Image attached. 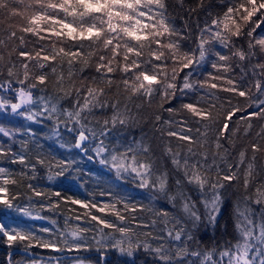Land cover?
Masks as SVG:
<instances>
[{
  "label": "snow or ice",
  "instance_id": "6c2138e0",
  "mask_svg": "<svg viewBox=\"0 0 264 264\" xmlns=\"http://www.w3.org/2000/svg\"><path fill=\"white\" fill-rule=\"evenodd\" d=\"M206 7L207 0H195L187 7L185 0H173L171 4L169 0H0V14L7 20L19 17L21 21L18 24L8 23L4 33H0V75L5 70L8 75V79L0 81V89L14 92L18 99V102H13L0 97V109L10 106L13 114L34 123L51 120L57 137L61 136L63 125L65 131L74 134V141L67 143L61 140V148L69 152L78 150L89 161L96 159L99 164L114 171L118 180L162 193L168 191L169 173L156 168L152 145L144 141L143 135L139 140L135 137L128 140L120 133L139 126L141 121L146 122L149 116L143 110L146 106L152 108L154 103L158 110L171 115L187 113L186 118L163 120V125L167 127L157 129L161 136L175 137L182 142L176 151H173L170 141L164 148V154L170 157L179 174L175 178L176 192L168 194L167 199L174 208L179 201L181 217L167 210L133 203L112 193H108L112 203L99 207L96 202L73 199L71 203L101 213L112 209L115 220L97 216L91 211L85 215L90 217V221L103 226L98 229L101 235L98 244L103 245L105 239L113 241L112 246L128 256L143 248L159 264H225V257L227 264H264V207L259 214H255L247 203L243 210L239 205L235 208V228L239 239L234 244L226 242V246L219 251V258H214L217 254L215 248L202 252L188 247L189 242L195 239L192 229L203 222L202 217L208 224L216 226L224 206L220 190L225 188V182L238 181L239 169L247 160L243 173V187L247 192L259 175L256 154L264 152V145L260 142L264 141V125H261L255 133L254 142H249L251 157H247L248 148L245 147L238 152L235 164L229 162L231 150L236 147V138L251 134L253 118L264 120V99L261 98L264 97V58L260 55L264 54V36L254 35L264 25V0H224L222 11L214 15L208 12L211 21L205 20L201 26L199 13ZM177 16L183 20V30L175 24ZM3 22L0 20V23ZM193 23L196 33L192 30ZM17 32L21 35L18 36ZM25 34L37 38L35 44L40 45L38 49L35 44L31 49L27 47L33 42L26 40ZM187 40H193L194 47L185 48L183 42ZM44 41L50 43H41ZM215 44L227 49V54L215 50L212 47ZM210 54L216 57L211 63L216 73H209L202 81L194 80V75ZM13 55L17 60H13ZM20 58L35 61L34 67L40 71L30 75L29 64ZM233 60L235 66L241 69L239 77L230 75ZM17 62L24 70L23 79L15 71ZM88 67L94 68V73L84 76L77 86L74 77L81 76ZM50 74L55 77V96L49 94L46 88ZM13 77L20 87H13ZM209 79L223 83H209ZM29 80L33 82L28 83ZM38 86L45 87L39 88L41 95L34 100L32 89ZM113 88L115 92L109 98ZM212 90L231 95L221 99L217 91ZM190 94H195L197 98L181 103L179 108H164L165 103L171 104L173 100L189 97ZM233 97L245 98L247 103L242 105L239 100L234 103ZM66 99H72L71 106L61 107L60 102ZM37 102L40 105L38 110L24 107ZM130 104L134 105L135 112ZM248 108L254 110L248 112ZM96 109L101 112L111 110V115L101 121L95 117ZM237 112L243 115L238 117L237 126L230 128L232 117ZM151 115L154 116V126L161 122L158 111ZM241 121L246 124L242 132ZM192 124L197 126L193 128ZM0 133L13 139L18 133L30 137L19 141L20 152H13L11 146L5 149L0 145V157L10 154L11 163L23 166L18 174L21 177L19 182L9 179L13 174L0 167V177H3L0 180V204L23 216L44 219L39 215L33 217L28 207L15 204L21 193L10 194L7 185L24 186V179H35L37 166L47 169L49 181L77 179L81 173L77 160L45 154L43 146L33 139L36 133L31 128L21 132V129L0 127ZM111 139H116V143H112ZM29 143L36 144L34 162L25 154ZM222 164L227 171L221 168ZM187 186H192V191L199 193L195 199L186 191ZM26 187L33 196L48 199L47 205L41 203V209L45 206L49 209L58 207V202L53 203L50 196L61 197L59 191H40L31 183ZM245 201L264 205V182L257 184L255 199L246 196ZM198 203L203 206V213ZM117 205H122V209H117ZM145 211L162 220L165 224V228L161 229L163 234L140 231L149 227L137 215ZM254 215H258V220L254 219ZM156 222L152 219L151 225L155 226ZM170 222L172 227H167ZM105 228L112 231L105 233ZM89 230L88 227H76L68 233L71 242L63 234L61 242L69 250H79L84 247L82 234ZM41 231L48 233L50 229L42 228ZM0 234L10 246L21 241L27 242L26 248L35 243L43 248L63 251L57 240H45L19 226L0 222ZM151 240L158 243L153 246Z\"/></svg>",
  "mask_w": 264,
  "mask_h": 264
},
{
  "label": "trees",
  "instance_id": "16d2710c",
  "mask_svg": "<svg viewBox=\"0 0 264 264\" xmlns=\"http://www.w3.org/2000/svg\"><path fill=\"white\" fill-rule=\"evenodd\" d=\"M173 0H169V4H171ZM223 2L224 0H207V7L199 13V21L201 26H203L204 21L208 20L211 21V16L208 15V12L214 14L221 12L223 9ZM195 3V0H185L186 7L188 5H192ZM170 11L172 9L170 8ZM175 15V13H173ZM182 15H186V13H182ZM259 15V14H258ZM195 19V18H194ZM255 19V17H254ZM0 20H3V23H0V33H4V30L8 23H20V18L16 17L12 20H7L4 18L3 14H0ZM175 24L178 28L183 30V20L180 19L179 16L176 17ZM193 33H196L195 24H192ZM17 35H21V33L17 32ZM26 40H30L33 43H29L27 47L31 49L36 41V37L31 36L30 34H25ZM256 36H264V25H261V28H258ZM195 36L193 37V40ZM193 40L184 41V47L188 48L190 46L194 47ZM18 44L19 41H16ZM41 43H50V41H44ZM69 43H71L69 41ZM39 44H35V47L38 49ZM212 47L215 50H220L227 54V49H222L219 44H215ZM244 47H247L246 42L244 43ZM257 52L259 54V48H257ZM6 55V54H5ZM261 58H264V54H260ZM7 58V56H6ZM25 59V58H20ZM216 57L214 55H209L207 61L203 64L200 68L199 72L196 73L193 77L194 80H204L205 77L209 74H215L216 70L212 68L211 63L214 61ZM13 60H17V57L13 55ZM25 62L29 64L30 75L33 73H37L40 70L34 67L35 61H27ZM255 62V61H254ZM94 63V61H93ZM245 64L247 62H244ZM77 68L80 67L79 64L76 65ZM46 71L48 69H45ZM15 71L19 75L21 79H23V68L21 64L17 62ZM64 72L65 76H67V64L64 65ZM94 73V68L88 67L85 69L84 73L79 77H74L75 83L79 86L81 80L84 76H89L90 74ZM241 74V69L235 66V60H233V69L230 75H235L239 77ZM183 73H181V77ZM8 79L7 71L5 70L2 75H0V81H4ZM13 79V87L18 88L20 85L15 83V77ZM33 82L29 80L28 83ZM216 82L218 84H222V81H212L209 79V83ZM55 83V77L51 74L49 75L48 81L46 82L47 92L53 96H55L53 85ZM45 86H38L36 89H32L34 100L41 95L39 88ZM217 91V94L224 99L229 97L231 94L219 91V90H212ZM115 92L113 88L111 92H109V98L112 97V94ZM253 92L255 90L253 89ZM202 94V93H201ZM0 97L5 99L11 100L13 102H18V99L15 97V93L12 91H5L4 89H0ZM197 98L195 94H190L189 97H185L182 99L173 100L171 104L165 103L164 108H168L170 106H174L176 108L180 107V104L183 102H191ZM264 99V97H261ZM74 99V97H73ZM123 99V97H121ZM158 99V98H157ZM237 100L244 105L247 103L245 98L242 97H233V102L235 103ZM83 102V101H81ZM72 104V99L62 100L60 102L61 107H70ZM25 108L31 107L34 111L40 108L39 103H34L31 106H24ZM132 108V111L135 112L134 105H129ZM253 108H248L247 111H253ZM95 117L96 119L103 120L106 116L111 115V110H105L101 112V110L96 109ZM145 115H148V120L141 121L139 126L131 127L122 133L120 136L126 137L128 140H131L135 137L137 140L141 138L143 135L144 141L150 143L153 149V156L155 158V166L160 171L167 170L169 173V182H168V191L167 193H162L159 191H154L151 189H141L136 187L133 183L124 182L122 180H118L115 177L114 171H110L107 167L98 163L96 159L89 161L87 157L83 156L82 153H79L78 150L73 149L71 152L67 151L64 148L59 146L60 141H64L67 143H72L74 141V134L68 133L64 130L63 125H61L60 133L61 136L57 137L54 134L53 122L51 120H43L42 123H34L31 121H27L23 117H20L16 114L11 112L10 106L6 109H0V127H5L8 129H21L23 132L25 129L31 128L33 132L36 133L35 137L33 138L35 141H38L39 144L43 146V152L45 154L51 153L53 156L57 158H64V159H76L81 169V173L78 174L77 179H68L65 180L64 178L55 179L49 181L47 179V169L41 166H37V174L35 179H24L22 181L24 186L12 185L9 184L7 187L11 193L19 192L21 195L14 201L15 204H19L21 207H28L32 212V216H42L45 217L44 219H33L27 216L21 215L19 212L15 210L8 209L4 205L0 204V222H5V216L10 219L20 221L23 228L31 230L37 237H41L45 240H57L59 247L63 249V251H56L51 248H43L38 246L37 244L33 243L31 247L26 248L25 245L27 242L17 241L14 242L11 246L6 242V238L0 234V264H8L6 261L9 253L14 248H21L25 250H36L37 252L44 253L46 255L56 256V255H63V254H70V253H82V254H90L87 257H76V258H83L88 259L94 264H102L101 254L104 255V264H159L158 260L148 252H145L143 248L137 249L133 256H128L126 253H121L118 248L112 246L114 243L113 241L105 239L103 241V245L98 244L97 241L101 240V235L98 232V229L103 227L102 225H97L96 222L90 221V217L86 216L85 214L91 211L92 214L97 216H101L108 220H115L116 217L113 214L112 209H106L105 212L101 213L98 212L96 209H86L79 204L71 203V200H81L84 202H96L98 207L103 206L104 204L112 203V197L108 195V193H112L113 196H120L124 197L125 199H130L133 203H140L145 205L146 207H152L154 209H163L167 210L169 213H172L175 216L181 217L182 213L178 211L179 201H177V208L172 206V203L167 199L168 194H174L176 192L175 188V178L179 175L176 171L174 166L171 163L170 157L164 154V148L166 144L170 141L173 151L177 150V146L180 145L182 142L179 141L175 137H167L166 135L161 136V132L157 129H163L167 126L163 125V120L173 119L179 120L181 118H186L187 113L180 112L177 115H171L167 111L162 109H157L155 103L152 108H147L143 110ZM159 112L161 115V122L155 124L154 126V116L152 113ZM243 115V113L237 112L233 117L229 124L230 128H235L236 122L238 117ZM63 119V117H61ZM253 125L251 134L247 137L240 136L236 138V147L235 149L231 150V155L229 156V162L235 164L238 160V152L247 147V157H251L252 152L249 146V142L255 139V133L259 131L261 125H264V120L253 118L251 120ZM197 125L192 124V127L195 128ZM99 127V125H96ZM246 127V124L241 121L240 128L241 132L243 128ZM175 130V128L173 129ZM28 135L17 134L15 138L5 137L2 133H0V145H3L5 149L11 146L13 152H20L21 146L19 141L22 139H29ZM112 143H116V139H111ZM262 145H264V141H260ZM108 143V141H106ZM227 146V145H226ZM37 151L35 143H29V150L25 153L31 162H34L35 152ZM211 153V150H210ZM92 154V153H90ZM10 155V154H9ZM9 155L0 157V167H4L13 175L9 176V179H16L18 182L21 181V177L18 175L22 169V165L19 163L13 164L9 160ZM183 155V153H181ZM211 159V154L209 155V160ZM130 162V161H129ZM247 164V160L245 164L242 165L239 169V180H233L230 183L225 182V188L221 189V194L224 198V206L222 207V214L218 217V222L215 227L207 223L206 219L202 220L203 222L199 224L198 227L192 229L193 235L195 239L189 242L188 247L190 249H199L200 251H205L209 249H216V257L219 258L218 254L219 251L222 250L224 246H226V242L231 241L233 244L239 239V233L235 228L236 222V215H235V208L239 205L240 209L243 210L246 203L254 210L255 214H259L261 207L264 205H259L252 203L251 201H245L246 196H252L255 199V189L257 184L260 182H264V152H260L256 154V168L259 175L256 176L255 181L249 186L247 192L243 187V173L245 171ZM221 168L224 171H227L226 167L222 164ZM235 170V169H234ZM27 171V169H25ZM214 174V173H213ZM3 177H0L2 180ZM28 183L33 184L37 190L40 191H59L61 193V197L50 196V200L55 203L58 202V207L54 209H49L45 206L41 209V203L45 205L48 204V199L45 197H36L33 196L32 192L26 187ZM186 191L188 194L192 195L195 199L199 193L192 191V186H187ZM103 193V195H102ZM31 196L32 199L29 200L28 197ZM208 197H211V193H208ZM198 208L200 212L203 213L204 209L201 204L198 203ZM117 209H122V205H117ZM123 214V213H122ZM138 216H141L143 220L149 224V227L146 229H140V231H152L153 234H163L161 229L165 228V224L162 222L160 218H157L153 215L152 212L145 211L143 213H137ZM80 216L81 219L77 220L76 217ZM258 220V215H254V219ZM156 219L157 222L155 226L151 225V220ZM55 220L56 223L53 224L52 221ZM135 226V225H133ZM76 227H88L90 230L86 233H83V240L81 243L84 245L81 249L77 250L73 248L69 250L61 242V234L67 236L68 240L71 242V236H68V233L75 229ZM167 227H172V223L170 222ZM188 227L191 229V225L188 224ZM42 228L50 229V232L45 233L42 232ZM111 229H104L105 233L111 232ZM117 238L119 234H115ZM143 239V237H141ZM153 246H155L158 242L155 240L150 241ZM75 258V257H74ZM74 258H63L59 260H48L42 258H30L26 255L22 254H13L11 257V264H26V262H46L51 264H70L71 260Z\"/></svg>",
  "mask_w": 264,
  "mask_h": 264
},
{
  "label": "water",
  "instance_id": "95a60500",
  "mask_svg": "<svg viewBox=\"0 0 264 264\" xmlns=\"http://www.w3.org/2000/svg\"><path fill=\"white\" fill-rule=\"evenodd\" d=\"M22 254V255H26L27 257L30 258H42V259H48V260H59V259H63V258H76V257H87L90 254H82V253H70V254H63V255H56V256H51V255H46L44 253L41 252H37L36 250H25V249H21V248H14L11 251V255L12 254ZM101 258H102V264H104V255L101 254Z\"/></svg>",
  "mask_w": 264,
  "mask_h": 264
},
{
  "label": "rangeland",
  "instance_id": "374dc122",
  "mask_svg": "<svg viewBox=\"0 0 264 264\" xmlns=\"http://www.w3.org/2000/svg\"><path fill=\"white\" fill-rule=\"evenodd\" d=\"M4 223L6 225H9V226H13V227L19 226V227H22L23 228V226L21 225L22 223L20 221L14 220V219H10L7 216H5V222ZM224 259H225V264H227V258L225 257ZM80 261H83L84 264H94L90 260L83 259V258H74V259L71 260L70 264H79ZM26 264H33V263L27 261ZM36 264H51V263L36 261Z\"/></svg>",
  "mask_w": 264,
  "mask_h": 264
},
{
  "label": "flooded vegetation",
  "instance_id": "af4514ba",
  "mask_svg": "<svg viewBox=\"0 0 264 264\" xmlns=\"http://www.w3.org/2000/svg\"><path fill=\"white\" fill-rule=\"evenodd\" d=\"M13 256V254L11 255V252L9 253L6 261L8 262V264H11V257ZM1 262V261H0Z\"/></svg>",
  "mask_w": 264,
  "mask_h": 264
}]
</instances>
